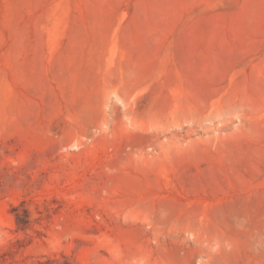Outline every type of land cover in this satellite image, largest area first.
I'll return each instance as SVG.
<instances>
[{"label": "rangeland", "instance_id": "374dc122", "mask_svg": "<svg viewBox=\"0 0 264 264\" xmlns=\"http://www.w3.org/2000/svg\"><path fill=\"white\" fill-rule=\"evenodd\" d=\"M0 264H264V0H0Z\"/></svg>", "mask_w": 264, "mask_h": 264}]
</instances>
